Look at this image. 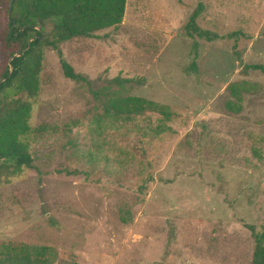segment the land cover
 Wrapping results in <instances>:
<instances>
[{
	"label": "rangeland",
	"instance_id": "rangeland-1",
	"mask_svg": "<svg viewBox=\"0 0 264 264\" xmlns=\"http://www.w3.org/2000/svg\"><path fill=\"white\" fill-rule=\"evenodd\" d=\"M199 1L213 41L185 33ZM60 48L88 82L44 48L23 136L33 166L0 175V247L48 246L53 264H251L264 228V73L244 65L264 66V0H127L120 25ZM113 94L173 116L115 118Z\"/></svg>",
	"mask_w": 264,
	"mask_h": 264
},
{
	"label": "trees",
	"instance_id": "trees-1",
	"mask_svg": "<svg viewBox=\"0 0 264 264\" xmlns=\"http://www.w3.org/2000/svg\"><path fill=\"white\" fill-rule=\"evenodd\" d=\"M10 2L0 0V42L5 55L0 62V80L4 78L0 84V175L33 166L29 145L23 136L30 130L32 104L29 99L39 92L44 48L56 51L65 77L88 82L86 76L66 61L60 44L77 37H95L99 30L117 27L123 21L127 0H12L11 6ZM202 9L199 1L185 25V33L213 41L219 35L197 24ZM244 68L264 73L262 64H248ZM12 93L20 94L10 98ZM105 109L115 118L129 119L146 111L160 114L165 121L173 116L167 105L135 95L113 94L106 98ZM158 127L164 130L166 125L161 121ZM253 236L251 264H264V228L253 231ZM55 259L54 250L48 246L7 244L0 247L2 264H53Z\"/></svg>",
	"mask_w": 264,
	"mask_h": 264
},
{
	"label": "water",
	"instance_id": "water-1",
	"mask_svg": "<svg viewBox=\"0 0 264 264\" xmlns=\"http://www.w3.org/2000/svg\"><path fill=\"white\" fill-rule=\"evenodd\" d=\"M11 2H12V0H11ZM11 2H10V6H11ZM15 55H18V54H15ZM10 71H12V67H11V66H10ZM2 81H4V78H2V79L0 80V84H1Z\"/></svg>",
	"mask_w": 264,
	"mask_h": 264
}]
</instances>
